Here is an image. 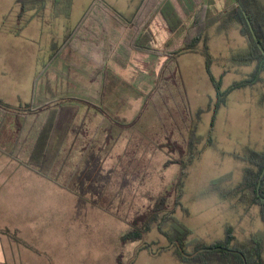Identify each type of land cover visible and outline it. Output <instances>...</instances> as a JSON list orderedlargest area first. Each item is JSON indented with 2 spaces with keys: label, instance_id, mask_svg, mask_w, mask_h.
Wrapping results in <instances>:
<instances>
[{
  "label": "rangeland",
  "instance_id": "374dc122",
  "mask_svg": "<svg viewBox=\"0 0 264 264\" xmlns=\"http://www.w3.org/2000/svg\"><path fill=\"white\" fill-rule=\"evenodd\" d=\"M54 1L46 0L42 14L36 17V7L28 3L20 18V5L16 0H0V101L6 105L18 107L29 103L30 89L41 63L48 60L55 46H61L65 34L74 28L93 0H60L57 6ZM102 1L131 19L142 0ZM172 1L184 21L182 28L172 38L169 36L165 45L154 44L147 28L143 44L168 51L178 49L193 16L204 6L210 12L206 24L212 22L196 46L198 52H184L178 58L194 120V134L200 139L194 147L196 155L186 167L180 195L173 191L172 183L181 169L178 165L163 168L175 155L163 147L162 136L154 137L155 118L149 109L139 119L138 126L123 133L103 164L105 171L115 173L108 189L114 199L111 211L115 216L90 206L77 215L72 194L37 178L35 173L4 156L6 159L0 158V228L17 229L18 236L31 245L28 250L0 237L5 264H116L118 256L123 264H183L175 258L156 224L142 240L120 243L135 214L150 205L148 197L154 199L170 193L168 211H173L172 216L191 231L189 240L212 244L228 239L229 246H240L249 245L251 237L259 234L263 238L261 260L264 264V223L258 205L252 203L251 192L241 186L245 172L255 169L247 159L248 154L264 150V72L263 80L254 86L235 89L219 97L200 54L204 46L209 55L210 73L220 93L235 83H243L254 69V63L244 65L233 60L245 51L247 41L238 24L223 23L221 19L224 11L234 5V0H202L198 5L191 0ZM258 1L264 6V0ZM32 16L29 24L23 26ZM17 30L19 34L14 35ZM157 37L159 43L163 41L159 34ZM137 54L142 53L131 54L125 71L114 66L113 72L105 70L107 80L116 72L114 79L118 85L110 87L112 94L107 92L106 86L97 94L93 83L99 74L94 71V65L67 51L39 78L37 91L42 81L51 80L57 95L50 97L61 100L68 97L65 91L79 90L70 80H80L86 84L87 94L93 97L96 92L101 98V107L107 114L129 123L153 98L157 76L146 73L147 68L154 69L157 57ZM39 100L37 98V103ZM95 103L98 105L97 101ZM100 122L96 116L84 121L89 137ZM7 124L8 132L10 119ZM209 139L212 145L206 146ZM80 144L81 140L75 145L72 136L67 138L65 151L73 148L75 161ZM175 198L178 205H174ZM170 227L169 222L161 224L163 232Z\"/></svg>",
  "mask_w": 264,
  "mask_h": 264
},
{
  "label": "trees",
  "instance_id": "16d2710c",
  "mask_svg": "<svg viewBox=\"0 0 264 264\" xmlns=\"http://www.w3.org/2000/svg\"><path fill=\"white\" fill-rule=\"evenodd\" d=\"M191 1L198 5L202 0ZM54 2V6L60 4V0ZM16 3L20 5V18L26 12L28 3L36 7V17L42 14L46 0H16ZM157 14L164 21L171 38L184 24L177 7L170 0H142L131 19L125 18L102 0H93L74 28L65 34L61 46H55L48 60L41 63L40 72L32 83L29 103L11 107L0 101V154L72 194L76 200L77 215L90 206L115 216L111 211L114 199L108 191L115 173L111 170L105 171L103 164L123 133L138 126V121L146 109L151 110L155 118L152 129L154 137L162 136L163 147L175 155L163 164V168L178 165L181 169L179 177L173 180V191H177L179 195L182 191L186 167L196 155L194 147L200 139L194 134V120L178 57L184 52L196 51L205 29L212 22L206 24L209 19L208 8L202 7L193 16L182 45L174 51H168L142 43L147 28ZM32 19L33 16L25 20L23 26ZM221 19L223 23L238 24L247 41L245 51L234 56L233 60L244 65L254 63L249 78L220 93L219 86L210 73L209 55L204 46L200 54L205 59L206 73L218 96L223 98L232 90L254 86L263 80L264 6L258 0H234V5L224 11ZM19 32L17 30L14 35ZM64 51L93 64L98 74H101L107 62L125 70L133 52L164 58L152 90L153 98L146 102L144 111L142 109L131 122L126 123L107 114L103 107L96 105V97L87 93L77 95L78 93L70 92L66 95L68 97L61 100L50 97L54 94L40 97L37 81L61 59ZM37 98L42 100L37 103ZM94 116L99 117L101 122L93 136L89 137L90 133L84 121ZM78 118L80 119L77 122ZM8 119L10 126L7 132ZM69 136L73 137L75 145L81 140L77 161L72 157L73 148L69 147L70 152L65 151ZM211 145V140H207L206 146ZM247 159L255 169L245 172L241 186L245 191L251 192L252 203L258 205L264 223V150L259 153L250 152ZM171 194L154 199L149 196L150 205L135 214L128 223L127 232L120 238V243L124 245L142 240L153 224H156L158 232L168 241L175 258L183 264H262L263 238L259 234L251 237L249 245L240 246H229L228 239L212 244L189 240L191 231L172 216L173 211H168L166 204ZM177 198L174 205L179 204ZM162 222H169L170 229L163 232ZM116 264H123L120 256L116 258Z\"/></svg>",
  "mask_w": 264,
  "mask_h": 264
},
{
  "label": "crops",
  "instance_id": "0c3cea01",
  "mask_svg": "<svg viewBox=\"0 0 264 264\" xmlns=\"http://www.w3.org/2000/svg\"><path fill=\"white\" fill-rule=\"evenodd\" d=\"M172 3H173V1L172 0H170ZM174 4V3H173ZM136 8H137V6H136ZM135 8V9H136ZM192 8H190L189 9V11L191 10ZM209 14H210V12H209ZM29 24V23H28ZM27 24V25H28ZM26 25V26H27ZM148 33L151 35L150 37H151V39H152V42L155 44H163V45H165V41L167 40V38H169V36H170V34H169V32L167 31V28H166V25H165V23H164V21L162 20V18H161V16L159 15V14H157V16L154 18V22L150 25V27H149V29H148ZM164 33V34H163ZM158 34H159V37H162V42H160L159 43V41H157V39H159L157 36H158ZM153 35H154V37H153ZM158 42V43H157ZM136 55V54H135ZM135 55L133 56V58L135 57ZM137 55H140V56H146V57H151V58H153L152 56H149V55H146V54H137ZM180 56V55H179ZM154 58H156V57H154ZM179 58V57H178ZM157 59V62H156V66L154 67V69L152 70L151 69V67H149V68H147L148 69V71L146 70V73H148V74H151V73H153L154 74V76H156L157 75V68L159 69V67H160V65H161V63L163 62V58H161V59H163L162 61H160V58H156ZM112 66H114V67H116V68H118L117 66H115L114 64H112L111 62H107L106 64H105V68H104V70H102L100 73L101 74H99L98 75V80H96L95 79V81H94V87H96L97 88V94L99 93V90L101 89V87H107V92L110 94H112L113 92H112V90H110V87H115V86H117L118 84H117V82L115 81V79H114V77H115V74H116V72H114V77L112 76V74H111V76L109 77V80H107V76H106V72H105V70H108V69H110L111 70V72H113L112 71ZM94 71H95V69H94ZM123 71H125V70H123ZM48 72V71H47ZM156 72V73H155ZM37 73V72H36ZM36 73H34V75L36 74ZM81 75L83 74V72H79ZM78 73V74H79ZM47 74V73H46ZM34 75L32 76V79H33V77H34ZM80 75V76H81ZM83 77V76H82ZM71 79V78H70ZM103 80H104V82H103ZM111 82H113V85H109ZM46 83V84H45ZM51 83H52V81L51 80H46V81H42V86H41V89L38 91L39 92V94H41V95H45V94H55V92H54V89H53V87L51 86ZM70 83L72 84V86L74 85V86H77L78 87V91H65L67 94L68 93H70V92H73V93H78L77 95H80V94H83V93H86V88H87V86H86V84H83V82H81L80 80H77V81H74V80H70ZM109 83V84H108ZM67 84H69V82L67 81ZM109 88V89H108ZM60 93V92H59ZM96 94V92H94V97H96V100H97V103H98V105H100L101 106V104H100V102H101V98H98V95ZM29 97H31V89H30V93H29ZM28 102H25V104H27ZM24 104V105H25ZM110 107H111V105H110ZM0 158H2V159H6L2 154H0ZM3 162H5V161H3ZM20 166V165H19ZM21 167V166H20ZM25 170H27L26 168H24ZM27 171H29V170H27ZM30 172V171H29ZM33 175H35L34 173H33ZM37 178H39L37 175H35ZM0 237L1 238H5L9 243H11V244H15V245H17V246H21V247H23V248H26V249H28V250H31V248H30V244L29 243H27V242H25L21 237H19L18 236V230L17 229H13V230H11L10 228H8V227H1L0 228ZM34 253H36L37 254V252H34ZM0 264H5V262H4V252H3V247L1 246V243H0Z\"/></svg>",
  "mask_w": 264,
  "mask_h": 264
},
{
  "label": "water",
  "instance_id": "95a60500",
  "mask_svg": "<svg viewBox=\"0 0 264 264\" xmlns=\"http://www.w3.org/2000/svg\"><path fill=\"white\" fill-rule=\"evenodd\" d=\"M260 182V181H259ZM258 188H259V186H258ZM258 188H257V193H258Z\"/></svg>",
  "mask_w": 264,
  "mask_h": 264
}]
</instances>
